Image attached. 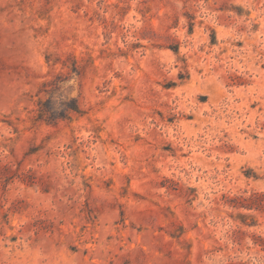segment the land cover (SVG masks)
I'll list each match as a JSON object with an SVG mask.
<instances>
[{"label":"rangeland","instance_id":"1","mask_svg":"<svg viewBox=\"0 0 264 264\" xmlns=\"http://www.w3.org/2000/svg\"><path fill=\"white\" fill-rule=\"evenodd\" d=\"M264 0H0V264H264Z\"/></svg>","mask_w":264,"mask_h":264},{"label":"trees","instance_id":"2","mask_svg":"<svg viewBox=\"0 0 264 264\" xmlns=\"http://www.w3.org/2000/svg\"><path fill=\"white\" fill-rule=\"evenodd\" d=\"M262 196V198H264V195H261Z\"/></svg>","mask_w":264,"mask_h":264}]
</instances>
